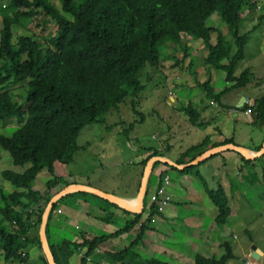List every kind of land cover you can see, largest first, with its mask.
I'll return each mask as SVG.
<instances>
[{"label":"trees","instance_id":"obj_1","mask_svg":"<svg viewBox=\"0 0 264 264\" xmlns=\"http://www.w3.org/2000/svg\"><path fill=\"white\" fill-rule=\"evenodd\" d=\"M59 1L61 9L51 0H4L0 6V121H15L17 125L11 136L0 134V149L9 153L13 164L0 173L13 188L8 191L0 187V263L32 264L25 254L28 246L36 244L42 249L40 238L32 232H38L51 196L36 190V182L47 171L46 187L51 191L67 176L68 167L81 150L79 136L87 126H106L104 117L122 104L130 105L140 118L130 125L131 130L145 119L139 111L141 95L147 88L143 75L147 69L161 67L167 44H171L168 49L172 52V47L186 52L185 37L201 40L208 51L204 62L210 73L224 71L226 81L236 82L235 87L250 82V70L236 76V69L245 59L250 34L256 30L254 27L241 34L246 18L257 7L256 0ZM215 15L228 26L233 43L218 28L208 26V20ZM262 20L264 13L259 17ZM31 25L45 33L51 27L54 31L40 37L31 31ZM213 33L218 34L215 45ZM234 47L237 51L232 55ZM164 57L169 59L171 55ZM173 67L183 69L179 60ZM151 78L147 73L146 81ZM22 83L24 95L14 100L9 86ZM202 87L216 101L228 91L215 95L209 80ZM253 111L255 119L264 123V96L256 101ZM186 112L192 124H199L195 116L200 114L193 107L186 108ZM201 149L203 144L187 154ZM196 168L180 172L200 178ZM71 196L54 205L49 222L58 206ZM208 196L217 209V225L224 226L231 215L226 193L219 187L209 190ZM162 213L154 200L114 234L81 233L82 242L76 248L86 249L82 264H88L91 254L100 250L115 264H169L158 259L144 260L135 251L148 225ZM138 225L137 237L129 247L121 252L105 249L114 238ZM223 248L221 258L208 259L198 254L194 264H228L236 259L229 244Z\"/></svg>","mask_w":264,"mask_h":264},{"label":"crops","instance_id":"obj_2","mask_svg":"<svg viewBox=\"0 0 264 264\" xmlns=\"http://www.w3.org/2000/svg\"><path fill=\"white\" fill-rule=\"evenodd\" d=\"M256 1L257 7L254 10L260 11L257 14L259 16L264 13L262 10L264 0ZM210 20L211 18L208 20V26L216 28L215 24H209ZM254 27L256 30L252 32V37L256 35L260 37L255 45L252 43V52L257 48V54L252 53L253 56L250 60L252 62L247 69L250 70L252 79L250 77V82L241 87H235L236 82H227L224 71L212 70L211 73L209 72L204 62L208 51L202 47V41L197 43L192 37L187 36L184 38L188 47L186 52L181 51L178 47H172L174 54L171 55V58L176 59V61H171L170 68L177 70L178 73L168 75L164 72L166 71L164 66L160 73L162 77L160 82L168 88L163 103L169 108L153 111V114L165 125V131L162 134L159 133L161 140L156 138V145L153 147L134 146L130 140V133L133 130L129 127L128 131H123L128 139V146L133 147L137 153V155H133L134 160L138 161V166L132 172L134 184H131L130 176H127V179L125 176L124 179L128 186L126 189L118 191L115 186L103 188L101 185L93 184L87 176H75L68 171L67 176L54 189L48 191L46 182L49 175L47 171H44L36 182V190L48 193L52 198L69 185H82L114 195L126 201L128 205L134 206L144 170L152 158L164 157L176 165L187 166L204 153L226 145L243 148L249 155L260 152L264 147V123L256 120L254 115L252 117L245 115V106L248 105V102L254 106L256 101L264 96V20L256 24L253 17L252 29ZM214 34L218 36L217 33ZM222 34L227 41L233 43L228 26L226 32H222ZM217 36L216 40L212 36L213 45L217 43ZM236 51L237 49L234 47L232 55ZM246 51L247 46L245 49V59L247 60ZM200 57H202L201 66H198L195 64V60ZM177 60L182 63L183 69L173 67ZM224 63L228 64V62ZM196 67L201 69L204 76L201 81L196 80L194 85L193 83L190 84L189 78L183 79L179 76V73L185 72L186 69L191 74L190 69H196ZM242 72V69H236V76ZM208 80L215 95L228 90L217 101L209 98L206 91L200 90L197 94L184 95V89L178 88L188 87L189 84L192 87L199 86V84L205 85ZM219 82H226V86H219ZM174 89H176V93ZM179 90H181L182 96H178ZM156 93V90H152L147 94ZM190 106L200 114L199 117L195 116L199 124L191 123L190 115L186 112V108ZM139 111L143 113L145 118L139 123L145 124L146 115L141 105ZM136 122L137 120L132 121L131 124ZM123 125V121H119L116 127L122 128ZM118 129L120 128H116V130ZM112 130L113 128L105 130V134H101L99 139L88 143L85 149L76 154L71 165L77 162L84 163L83 154L87 152L93 153L102 161L111 160V162H105L104 165L89 166V169L97 176H100L97 172L102 170V167L114 169L124 168L127 164L135 165L133 160L129 161L128 156L123 157V148L114 149L110 146L112 141L106 136ZM201 144H203L204 149L187 154ZM112 149L114 151H111ZM1 151L3 150L0 149V155H2ZM145 161H147L146 165H142ZM191 167H197L196 172L200 174V178L182 174L180 171L185 169L169 164L161 162L153 164L146 188L144 211L153 202L160 180L165 174H169L171 178V183L167 188L171 202L163 213L148 225L143 241L135 249L136 254L144 260L158 259L169 264H194L198 254L208 259L221 258L224 254L223 245L229 244L236 259L228 264H263L264 249L255 242L254 236H252V210L255 208L252 196L255 198V195L258 196L259 193L264 194V155L255 160H250L236 151L225 150ZM0 187L13 191L11 185L3 180H0ZM219 187L223 188L226 193L231 208L230 218L224 226L217 225V209L208 196L209 190H216ZM87 194L89 195L71 194L73 196L58 206L50 222L48 219L46 236L58 264H82V257L86 254V249L76 248V245L82 242L81 233L91 236L111 235L124 228L129 221L135 218L134 215L136 214L131 212L128 214V211L117 205V208L112 206L115 204L93 194ZM261 200L258 197V201H254L261 206V212L264 214V202ZM110 214L112 215L109 216ZM262 226L264 227V224ZM139 227L140 225L129 233L114 238L105 249L114 252L123 251L136 239ZM32 233L33 236L39 238V230ZM242 234L245 237H241ZM254 246L261 251L259 259L254 257ZM25 254L28 255L29 262L32 264L44 262L42 260L45 257L43 251L36 244L29 245ZM88 264L115 263L106 256L103 250H100L91 254Z\"/></svg>","mask_w":264,"mask_h":264},{"label":"rangeland","instance_id":"obj_3","mask_svg":"<svg viewBox=\"0 0 264 264\" xmlns=\"http://www.w3.org/2000/svg\"><path fill=\"white\" fill-rule=\"evenodd\" d=\"M51 1L54 4H56L59 9H61V4L59 0H51ZM3 2L4 0H0V6L3 5ZM259 13L260 11L254 10V15L252 16V13H251L250 16L246 18L244 22V26H242V29H241V34H244L247 31L250 32L252 30V18L253 17L255 18L256 24L260 22L258 20V17L261 14L257 16V14ZM209 24H215L216 28H218L220 31L226 32L227 25L222 22L220 16L218 15H215L214 17H212ZM29 28L32 29L31 31L40 35V37L47 36L49 32L52 33L54 31V27H51L48 31H46V33L42 30H39L35 25H31ZM2 29H3L2 28V17L0 15V42H1V37H2ZM250 35L251 36L249 37L250 39L248 41L247 51H246V56L248 59L247 60L245 59L242 63H239L237 66V69H242V71L247 70L248 66L250 67L251 62H252L250 60L253 54H257V48H255V50H253L252 52V43L255 45L260 36L256 35L252 37V33ZM212 36H213V39L216 40L217 35L213 33ZM253 39H254V42H252ZM196 41L198 43V41H201V40H196ZM170 45L171 44H167L164 47L163 65H161V67L158 68L157 70L147 69L146 73L143 75V80H144L143 82L147 86V88L141 95V102H142L141 108L144 110V114L146 115V123L137 124L133 132L130 133V140L133 142L134 146L153 147L156 145V142H155L156 138L158 140H161V136L159 135V133L162 134V132L165 131L164 123L160 121L156 115L153 114V111L155 109L169 108L168 105H165L163 103L164 96L165 94L168 93V88L165 87V84L162 85V82H160L162 80L160 73L163 70L162 68L163 66L166 68V71L164 72L167 73L168 75L171 73L173 74L178 73L177 70H172L170 68V64H172L171 61L174 62L175 60H173L172 58H169L170 59L169 60L167 59L168 57H164L165 54H168V55L174 54L171 50L168 49ZM202 47H204L203 43H202ZM201 58L202 57L197 58L195 60L196 65L201 66ZM190 71H191V74L188 71V69H186L185 72L179 73V76L182 77L183 79L189 78V80L191 81L190 84L193 83V85L195 84L196 80L201 81L204 75L201 72V69H199V67H196V69L194 68L190 69ZM147 73H149V75L152 77L151 78L152 80L150 79L151 81H146ZM190 84L188 85V87H182V88L178 87V88L181 90L184 89V95L197 94L200 92V90L202 92L204 91L202 84H199V86H196V87L195 86L192 87ZM22 85H25V83L11 84L9 86L8 90L14 96L13 98L14 100L15 99L20 100L21 96L24 95L25 91L23 90ZM222 85L226 86V82H223V83L219 82V86H222ZM152 90H156L157 93L147 94L149 91H152ZM174 90L176 93V89ZM181 90L178 91L177 93L178 96H182ZM26 94H27V86H26ZM26 94H25V97H26ZM148 95H151V96L149 97ZM104 118L106 120V126L105 125L104 126H101V125L87 126L82 131L78 139L79 147H81V150L85 149L88 143L94 141L95 139H99L101 137V134H105V130L107 131L106 129L107 126H112L111 128H113V130L109 132L108 136H106L107 139L112 141V144L110 146L113 147L114 149L123 148L124 150L123 157L128 156L129 161L133 160L135 162V165L127 164L126 166H124V168H114V169L102 167V170H99L97 172L99 173L100 176H97V175H94L91 169H89V166L96 165V164L104 165L105 162H111V160L102 161L100 160V158L95 157L93 153L87 152L86 154H83L84 156L82 160L85 159V162L84 163L77 162L76 164L70 165L68 167L67 174L69 171L72 175H75V176L76 175L87 176L90 178V181L93 184L101 185L103 186V188H113V186H115L117 190L119 191V190L126 189L128 186L126 180L124 179L125 176H126V179H127V176H130L131 178L130 182L131 184H134V178L132 177V174H133L132 172L138 166V161H136V159L134 160V156L137 155V153L134 151L133 147L128 146L127 144L128 139L126 138L125 134H123V131L124 130L128 131L132 121H135V120L139 121L140 118L137 117L135 114H133L132 109L130 105L128 104H122L118 110L112 111L110 114L106 115ZM119 121H123L124 123L122 128L116 127ZM16 126L17 125L15 121L14 122L9 121L6 124L0 121V134L11 136ZM116 128H120V129L116 130ZM114 149H112L111 151H114ZM1 152H2V155L0 156H2V158H0V173L4 169H9L13 167L12 160H11L9 153L6 151H1ZM16 170L21 171L20 168H16ZM0 180H2L1 176H0ZM258 197L259 199L261 198L262 199L261 201L264 202V194L259 193L258 196L255 195V198L252 196V202L255 207L254 210H252V224H253L252 225L253 226L252 236H254L255 242L264 249V227L262 226L264 224V214L263 212H261L262 211L261 206L255 202V201H258ZM241 237H245V235L242 234ZM0 264H5V263L1 262Z\"/></svg>","mask_w":264,"mask_h":264},{"label":"water","instance_id":"obj_4","mask_svg":"<svg viewBox=\"0 0 264 264\" xmlns=\"http://www.w3.org/2000/svg\"><path fill=\"white\" fill-rule=\"evenodd\" d=\"M225 150L236 151L239 154H241L242 156H244L245 158L250 159V160H255V159L262 157L264 155V147L260 152L249 155L248 152L243 148L236 147L234 145H226L223 147H218V148L212 149V150L204 153L199 158H197L193 163H191V165H187V166L176 165L174 162H172L169 159H166L164 157L152 158L148 162V164L144 170L140 190H139L138 196L135 200L136 204L134 206H130V205H128V203L126 201H124V200H122V199H120L114 195L107 194V193H105L99 189H95V188L88 187V186H82V185H69L64 190H62L61 192L56 194L54 197H52L50 202L48 203L47 207L44 210L43 217H42V223H41L40 229H39V238H40V242H41V246H42V251H43V254L45 256V261L41 262L40 264H57L56 260L54 258V255L51 251V248L49 246L48 240H47L46 229H47V225H48L49 215H50L54 205L58 201H60L61 199L65 198L71 194H74V193H90V194H93L95 196H98V197L104 199L107 202H110L112 204L117 205L118 207H120L123 210L131 212L133 214H141L145 208L144 199H145L146 194H147L146 193L147 192L146 191L147 183H148V179L150 177V174L152 172V166L154 163L161 162V163L169 164L171 166H174V167H177L180 169H186V168H189L193 165H197L200 162L211 157L212 155L217 154L221 151H225ZM253 251H254V257L259 259L261 256V251L258 250V248L255 246L253 247Z\"/></svg>","mask_w":264,"mask_h":264},{"label":"built area","instance_id":"obj_5","mask_svg":"<svg viewBox=\"0 0 264 264\" xmlns=\"http://www.w3.org/2000/svg\"><path fill=\"white\" fill-rule=\"evenodd\" d=\"M248 108L245 110V115L248 117H252L255 112L253 111V105L249 104ZM171 178L169 175H166L162 179V184L159 186L157 194L154 196L153 201H156L157 207L159 211H164L171 202V197L167 193V188L170 185Z\"/></svg>","mask_w":264,"mask_h":264}]
</instances>
